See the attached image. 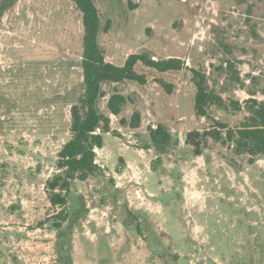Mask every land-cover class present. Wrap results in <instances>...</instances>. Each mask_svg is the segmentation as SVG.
Returning <instances> with one entry per match:
<instances>
[{"label": "rangeland", "instance_id": "374dc122", "mask_svg": "<svg viewBox=\"0 0 264 264\" xmlns=\"http://www.w3.org/2000/svg\"><path fill=\"white\" fill-rule=\"evenodd\" d=\"M94 2L106 62L145 53L184 66L137 63L144 83L102 84L110 131L61 223L45 183L85 91L81 13L72 0H0V264H264V153L236 132L264 104V0ZM193 70L219 98L206 116Z\"/></svg>", "mask_w": 264, "mask_h": 264}, {"label": "trees", "instance_id": "16d2710c", "mask_svg": "<svg viewBox=\"0 0 264 264\" xmlns=\"http://www.w3.org/2000/svg\"><path fill=\"white\" fill-rule=\"evenodd\" d=\"M81 13L83 28V81L85 91L77 103L71 107V138L63 145L58 155L56 172L45 183V190L53 206L61 208V223L67 204V193L75 179L85 180L98 167L95 162L96 148L103 145V132L110 131V118L99 111L98 100L103 96L101 86L105 82L136 80L145 82V78L137 73L135 65L141 63L158 71L180 70L183 62L178 58L156 60L145 53L130 54L123 65L106 62L104 51L98 43L100 32V14L94 0H72ZM194 80L197 86L194 109L199 116H206L212 96L205 85L204 75L196 70ZM219 99V98H218ZM123 96L114 94L108 101V109L118 114ZM251 114L246 117L239 128V146H243L251 154L264 153V104L250 106ZM153 145L164 151L170 141L171 134L161 125L150 130ZM61 224L57 223V226Z\"/></svg>", "mask_w": 264, "mask_h": 264}]
</instances>
